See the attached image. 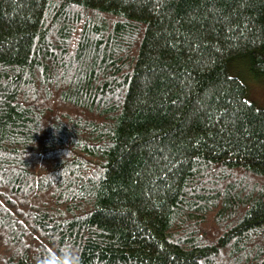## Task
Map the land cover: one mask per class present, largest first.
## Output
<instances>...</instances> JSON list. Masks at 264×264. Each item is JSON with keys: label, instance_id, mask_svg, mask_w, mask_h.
<instances>
[{"label": "trees", "instance_id": "trees-1", "mask_svg": "<svg viewBox=\"0 0 264 264\" xmlns=\"http://www.w3.org/2000/svg\"><path fill=\"white\" fill-rule=\"evenodd\" d=\"M264 0H0V264H264Z\"/></svg>", "mask_w": 264, "mask_h": 264}, {"label": "clouds", "instance_id": "clouds-1", "mask_svg": "<svg viewBox=\"0 0 264 264\" xmlns=\"http://www.w3.org/2000/svg\"><path fill=\"white\" fill-rule=\"evenodd\" d=\"M39 264H82V260L78 251L71 246H65L59 250V254L49 250Z\"/></svg>", "mask_w": 264, "mask_h": 264}, {"label": "rangeland", "instance_id": "rangeland-1", "mask_svg": "<svg viewBox=\"0 0 264 264\" xmlns=\"http://www.w3.org/2000/svg\"><path fill=\"white\" fill-rule=\"evenodd\" d=\"M250 97L264 109V80L249 83Z\"/></svg>", "mask_w": 264, "mask_h": 264}]
</instances>
